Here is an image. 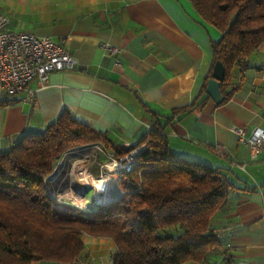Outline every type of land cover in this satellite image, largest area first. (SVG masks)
Listing matches in <instances>:
<instances>
[{"label":"crops","instance_id":"1","mask_svg":"<svg viewBox=\"0 0 264 264\" xmlns=\"http://www.w3.org/2000/svg\"><path fill=\"white\" fill-rule=\"evenodd\" d=\"M0 10L11 30L62 43L77 61L74 69L53 71L43 89L32 81L34 101L25 93L0 95V147L43 131L64 111L124 146L140 143L159 123L174 153L221 168L242 188L231 193L220 220L227 253L234 264H264V150L252 159L232 130L243 128L248 137L264 129V41L242 80L235 68L240 86L231 98L195 105L205 98L213 43L223 33L192 0H72L71 7L66 0H0Z\"/></svg>","mask_w":264,"mask_h":264},{"label":"trees","instance_id":"2","mask_svg":"<svg viewBox=\"0 0 264 264\" xmlns=\"http://www.w3.org/2000/svg\"><path fill=\"white\" fill-rule=\"evenodd\" d=\"M192 1L223 33L213 43V68L218 60L226 67L221 86L226 101L240 86L235 68L242 80L264 41V0ZM208 79L205 98L195 105L210 97ZM152 126L140 141H147V148L138 165L118 180L122 195L96 212L59 204L48 177L71 146L101 141L121 155L135 145L117 144L64 111L43 131L0 147V264H73L85 249V234L113 239V264H234L225 257L220 220L231 193L242 188L221 168L174 153L164 126Z\"/></svg>","mask_w":264,"mask_h":264},{"label":"built area","instance_id":"3","mask_svg":"<svg viewBox=\"0 0 264 264\" xmlns=\"http://www.w3.org/2000/svg\"><path fill=\"white\" fill-rule=\"evenodd\" d=\"M9 24V15L0 10V95L13 100L17 94L25 93L24 100L34 101L35 90L30 88L32 81L37 80L39 88L43 89L49 83L53 71L74 69L77 61L62 43L33 32L13 31ZM102 48L115 50L108 43L102 44ZM150 129H153V126L149 127L148 131ZM232 130L249 147L252 159L262 153L263 128H256L248 137L245 136L243 128L232 126ZM146 148L147 141H143L128 152L116 155L103 142L97 141L66 151L48 177L55 199L61 205L71 206L83 212H96L100 207L111 205L116 199L114 187L117 180L135 169L138 156ZM217 152L222 156L229 153L221 146H217ZM74 154L81 156L79 163L75 159L72 161ZM101 156L104 157L103 160H99ZM94 162L100 165L99 174L96 176L92 174L93 170L89 166ZM69 176H73V179ZM74 185L77 187H73ZM74 188L83 190L85 197L82 198L81 195L80 198L74 193L71 195L69 192Z\"/></svg>","mask_w":264,"mask_h":264},{"label":"rangeland","instance_id":"4","mask_svg":"<svg viewBox=\"0 0 264 264\" xmlns=\"http://www.w3.org/2000/svg\"><path fill=\"white\" fill-rule=\"evenodd\" d=\"M94 142H97V141L77 144V145L71 146L68 149L70 150V149H74V148H80V147H83L86 145H90ZM110 150L113 151L112 149H110ZM80 157H81L80 155L74 154L71 159H72V161H73V159H75L79 163ZM103 159H104V157L101 156L99 160H103ZM82 163L85 165L84 162H82ZM86 165H88V164H86ZM89 166H90V169L93 170L92 174H94V176L99 174L100 165L97 162H94L92 165H89ZM70 177H72V179H73V176H69V178ZM67 178H68V176H67ZM117 183H118V180H117ZM73 187H77V186L74 185ZM49 188H50V185H49ZM48 193L51 195V192L49 189H48ZM69 193L71 195H74V194L79 195L78 197H80V198H81V195H83L82 198L85 197L84 191L78 190L77 188H74ZM84 241H85V249H84L82 255L77 260H75V263H73V264H113L112 259H113L114 253L116 252V245H115L112 238H110V237H97V236H91V235L85 234L84 235ZM224 246L226 247V244H224ZM221 249H224V248H221ZM227 256H229V253L225 252V257L228 258ZM29 264H63V263H58V262H54V261H37V260H35ZM66 264H70V263H66ZM206 264H207V262H206Z\"/></svg>","mask_w":264,"mask_h":264},{"label":"water","instance_id":"5","mask_svg":"<svg viewBox=\"0 0 264 264\" xmlns=\"http://www.w3.org/2000/svg\"><path fill=\"white\" fill-rule=\"evenodd\" d=\"M226 76V67L221 60H218L213 68L212 76L208 79L206 92L217 103L224 101L225 96L222 92V81Z\"/></svg>","mask_w":264,"mask_h":264},{"label":"snow or ice","instance_id":"6","mask_svg":"<svg viewBox=\"0 0 264 264\" xmlns=\"http://www.w3.org/2000/svg\"><path fill=\"white\" fill-rule=\"evenodd\" d=\"M43 2V0H42ZM54 3H59L60 0H53ZM66 3L68 4V7H71L72 6V0H66Z\"/></svg>","mask_w":264,"mask_h":264}]
</instances>
